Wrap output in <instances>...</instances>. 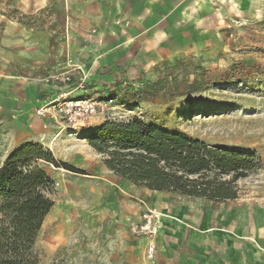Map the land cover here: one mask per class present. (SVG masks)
Returning <instances> with one entry per match:
<instances>
[{
	"label": "rangeland",
	"instance_id": "rangeland-1",
	"mask_svg": "<svg viewBox=\"0 0 264 264\" xmlns=\"http://www.w3.org/2000/svg\"><path fill=\"white\" fill-rule=\"evenodd\" d=\"M203 1L170 48L156 50L140 35L150 20H106L99 0H0V167L35 143L81 170L46 165L54 206L35 244L37 264H202L180 216L211 200L150 190L110 170L87 142L107 120L137 117L256 152L261 166L237 181V198L264 210V0ZM123 3L129 10L134 0ZM97 59L108 62L93 68ZM86 100L96 111L82 117ZM254 246L264 264V239ZM241 255L249 253L236 261Z\"/></svg>",
	"mask_w": 264,
	"mask_h": 264
},
{
	"label": "trees",
	"instance_id": "trees-1",
	"mask_svg": "<svg viewBox=\"0 0 264 264\" xmlns=\"http://www.w3.org/2000/svg\"><path fill=\"white\" fill-rule=\"evenodd\" d=\"M87 142L110 170L138 185L212 201L237 198V181L262 161L256 152L211 146L137 117L107 120ZM51 164L81 171L35 143L22 145L0 167V264L38 263L35 244L54 206Z\"/></svg>",
	"mask_w": 264,
	"mask_h": 264
},
{
	"label": "crops",
	"instance_id": "crops-1",
	"mask_svg": "<svg viewBox=\"0 0 264 264\" xmlns=\"http://www.w3.org/2000/svg\"><path fill=\"white\" fill-rule=\"evenodd\" d=\"M41 1L46 3L48 0ZM99 1L107 6V9L102 10L103 14H106V20H109L108 15L111 13H119L121 17H115L116 19L129 22L150 20L152 23L149 27H145L140 35L147 37L145 39L147 46L144 48L156 50L157 48H170L167 44L168 39L172 36H179L182 31L187 30L192 25L191 21L196 20L197 15L195 14L200 12L198 5L203 6L205 3L201 0L200 4L193 2L185 7L182 5L185 0H134V3H131L133 7L128 10L123 3L125 0H114L117 6L111 9L108 6L113 4L112 0ZM138 10L141 11L138 14L139 17L136 16ZM98 50L105 52L107 48H86V51H91V53L99 52ZM104 62H108L107 59H97L93 63V68L101 67ZM5 100L9 101V106L12 105L11 98L9 100L5 98ZM180 218L182 220L180 225L186 230V238L188 229H194L197 245L192 246L197 248V255L202 264H230L231 262L234 264H263L261 258L263 252L254 246L263 244V208L259 206L241 207L239 198L225 201L211 200L208 201L205 209L194 208L187 211L184 216L181 215ZM246 253H249V256L241 255L238 261L234 258V255Z\"/></svg>",
	"mask_w": 264,
	"mask_h": 264
},
{
	"label": "built area",
	"instance_id": "built-area-1",
	"mask_svg": "<svg viewBox=\"0 0 264 264\" xmlns=\"http://www.w3.org/2000/svg\"><path fill=\"white\" fill-rule=\"evenodd\" d=\"M83 105H84L83 106V110L78 113L82 117L87 116L89 113L92 114V113H94L96 111V107H95V102L94 101L91 102V100H86L85 103H83ZM45 111L46 110L41 108V109L38 110V114L43 115V114H45ZM146 219H148V222L150 223V221H151L150 216H146ZM141 228L145 229L144 226L141 227ZM153 252H154V245L150 244L149 249H148V253H149L150 256H153Z\"/></svg>",
	"mask_w": 264,
	"mask_h": 264
}]
</instances>
